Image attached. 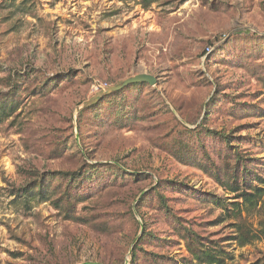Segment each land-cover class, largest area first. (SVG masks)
I'll return each mask as SVG.
<instances>
[{"label": "rangeland", "instance_id": "1", "mask_svg": "<svg viewBox=\"0 0 264 264\" xmlns=\"http://www.w3.org/2000/svg\"><path fill=\"white\" fill-rule=\"evenodd\" d=\"M21 2L0 0V264H186V230L264 264V197L245 246L214 203L237 161L264 175V0ZM39 180L51 199L20 203Z\"/></svg>", "mask_w": 264, "mask_h": 264}, {"label": "trees", "instance_id": "2", "mask_svg": "<svg viewBox=\"0 0 264 264\" xmlns=\"http://www.w3.org/2000/svg\"><path fill=\"white\" fill-rule=\"evenodd\" d=\"M26 1L27 0H22L21 3L25 4ZM157 1L158 0H144V5L148 6L150 3ZM135 84L151 85L148 82H137L130 85ZM116 92L105 94L98 99V101L96 100V102H99ZM9 115L10 113H7L5 109L2 110L0 120L3 117H9ZM217 179L221 180L222 187H224L225 190L228 191L227 194H229L228 196H216L214 198V203L226 212L229 218H233L236 221L237 234L233 236L232 239L236 240L240 246L252 243V241L257 239L256 233L250 232V230L247 229L245 230L244 225L240 220L242 219L244 211L246 213H251L257 209L262 201L264 197V175H256L255 178L248 179L245 166L239 167L237 161L234 169L229 167L227 174L222 178L218 176ZM56 187L54 190H56ZM20 191L17 192V195H19L18 199L20 200V203H24L25 205H28L31 199H36L41 202L49 201L51 199L48 190L45 189L43 185V180L36 182L35 186L24 187ZM230 199H234V201H230ZM57 200L60 201L62 205L73 203V200L62 197ZM58 203L59 202H57V205H59ZM217 221L219 220L217 219ZM182 236L185 237L189 251V256L185 259L187 262L186 264H228L229 260L233 259L230 252L220 246L218 240L211 242L207 238H201L192 230H186ZM133 256H135V250H133ZM254 264L259 263L256 262Z\"/></svg>", "mask_w": 264, "mask_h": 264}, {"label": "water", "instance_id": "3", "mask_svg": "<svg viewBox=\"0 0 264 264\" xmlns=\"http://www.w3.org/2000/svg\"><path fill=\"white\" fill-rule=\"evenodd\" d=\"M137 82H148L151 85H155L157 83V78L154 75L149 74V73H139V74H136L134 76H131V77H129V78H127V79L119 82L116 85L110 86L107 89V91L99 94L93 101H96V100L100 99L105 94H110L112 92L119 91V90L125 88L126 86H128L130 84H133V83H137Z\"/></svg>", "mask_w": 264, "mask_h": 264}, {"label": "built area", "instance_id": "4", "mask_svg": "<svg viewBox=\"0 0 264 264\" xmlns=\"http://www.w3.org/2000/svg\"><path fill=\"white\" fill-rule=\"evenodd\" d=\"M105 88L102 84H96V86L94 87V89L99 90L100 88Z\"/></svg>", "mask_w": 264, "mask_h": 264}]
</instances>
